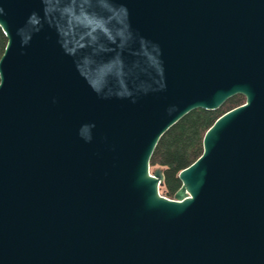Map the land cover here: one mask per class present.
<instances>
[{
  "label": "water",
  "instance_id": "95a60500",
  "mask_svg": "<svg viewBox=\"0 0 264 264\" xmlns=\"http://www.w3.org/2000/svg\"><path fill=\"white\" fill-rule=\"evenodd\" d=\"M0 29V264H264V0H0ZM236 95L160 195V138Z\"/></svg>",
  "mask_w": 264,
  "mask_h": 264
},
{
  "label": "trees",
  "instance_id": "16d2710c",
  "mask_svg": "<svg viewBox=\"0 0 264 264\" xmlns=\"http://www.w3.org/2000/svg\"><path fill=\"white\" fill-rule=\"evenodd\" d=\"M6 38L0 29V57L6 46ZM245 98L241 95L228 99L213 111L197 109L173 125L159 140L149 165L160 168L164 175L163 196L172 199L180 188L178 174L193 164L203 152V137L214 122L228 111L242 106Z\"/></svg>",
  "mask_w": 264,
  "mask_h": 264
},
{
  "label": "rangeland",
  "instance_id": "374dc122",
  "mask_svg": "<svg viewBox=\"0 0 264 264\" xmlns=\"http://www.w3.org/2000/svg\"><path fill=\"white\" fill-rule=\"evenodd\" d=\"M151 171H152V170H151ZM159 192H160V194L163 196V194H164V186H162V187L159 188Z\"/></svg>",
  "mask_w": 264,
  "mask_h": 264
},
{
  "label": "bare ground",
  "instance_id": "6f19581e",
  "mask_svg": "<svg viewBox=\"0 0 264 264\" xmlns=\"http://www.w3.org/2000/svg\"><path fill=\"white\" fill-rule=\"evenodd\" d=\"M151 169V168H150ZM151 170H153V169H151ZM151 174V173H150ZM161 195V194H160Z\"/></svg>",
  "mask_w": 264,
  "mask_h": 264
}]
</instances>
